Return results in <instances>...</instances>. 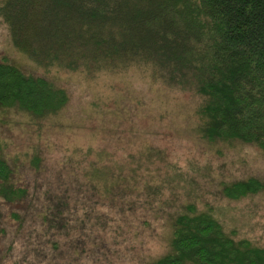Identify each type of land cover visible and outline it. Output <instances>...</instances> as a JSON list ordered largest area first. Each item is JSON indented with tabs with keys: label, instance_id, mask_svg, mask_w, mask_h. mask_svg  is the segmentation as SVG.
<instances>
[{
	"label": "rangeland",
	"instance_id": "374dc122",
	"mask_svg": "<svg viewBox=\"0 0 264 264\" xmlns=\"http://www.w3.org/2000/svg\"><path fill=\"white\" fill-rule=\"evenodd\" d=\"M2 57L63 88L68 101L43 117L0 107V156L26 191L15 203L0 198V264H156L189 204L233 239L264 247V190L223 193L264 180V149L203 139L194 90L164 84L147 64L90 78L44 70L0 15Z\"/></svg>",
	"mask_w": 264,
	"mask_h": 264
},
{
	"label": "trees",
	"instance_id": "16d2710c",
	"mask_svg": "<svg viewBox=\"0 0 264 264\" xmlns=\"http://www.w3.org/2000/svg\"><path fill=\"white\" fill-rule=\"evenodd\" d=\"M0 15L14 45L44 70L90 78L147 64L164 84L201 96L203 139L264 149V0H3ZM67 101L63 88L0 58V107L43 117ZM10 175L0 156V198L15 203L26 191ZM261 190L264 180L251 177L223 193L238 199ZM156 264H264V247L233 239L212 213L189 204Z\"/></svg>",
	"mask_w": 264,
	"mask_h": 264
}]
</instances>
